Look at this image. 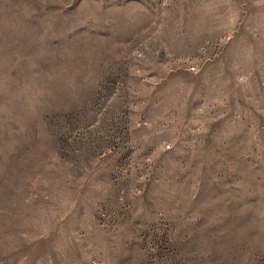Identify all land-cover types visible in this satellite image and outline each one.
Segmentation results:
<instances>
[{
    "label": "rangeland",
    "instance_id": "rangeland-1",
    "mask_svg": "<svg viewBox=\"0 0 264 264\" xmlns=\"http://www.w3.org/2000/svg\"><path fill=\"white\" fill-rule=\"evenodd\" d=\"M0 264H264V0H0Z\"/></svg>",
    "mask_w": 264,
    "mask_h": 264
}]
</instances>
